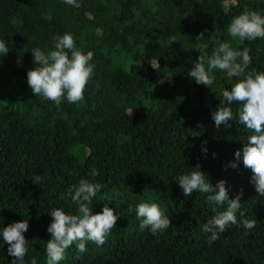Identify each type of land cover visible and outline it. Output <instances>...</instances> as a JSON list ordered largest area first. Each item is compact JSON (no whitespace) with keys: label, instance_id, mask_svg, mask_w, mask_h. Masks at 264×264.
I'll return each instance as SVG.
<instances>
[{"label":"trees","instance_id":"1","mask_svg":"<svg viewBox=\"0 0 264 264\" xmlns=\"http://www.w3.org/2000/svg\"><path fill=\"white\" fill-rule=\"evenodd\" d=\"M222 3L79 0L74 8L63 0H0V39L9 42L0 57V226L29 220L26 264L33 257L46 264L48 211L75 213L77 206L61 196L92 167L103 186L93 213L107 203L120 218L103 246L89 242L79 253L73 245L61 264H264V197L242 159L228 166L250 133L238 121L217 129L211 117L220 90L235 78L217 71L208 89L187 75L199 56L193 46L200 32L210 38L208 55L227 39L235 49L248 47L251 68L264 71V40H232L226 31L243 5L264 15V0H238L230 10ZM65 32L94 52L96 68L82 102L57 106L32 94L26 74L34 67L30 50L49 49L52 37ZM165 76L171 81L161 83ZM197 165L213 185L231 186L230 199L243 192L242 210L256 220L254 229L233 225L209 243L201 226L216 213L205 195L186 197L175 181ZM36 175L42 185L33 183ZM141 200L160 204L171 219L168 230L152 235L140 228L129 207ZM7 247L0 248V264H10Z\"/></svg>","mask_w":264,"mask_h":264},{"label":"clouds","instance_id":"2","mask_svg":"<svg viewBox=\"0 0 264 264\" xmlns=\"http://www.w3.org/2000/svg\"><path fill=\"white\" fill-rule=\"evenodd\" d=\"M237 2L238 0H223L222 6L230 10ZM63 3L74 8L80 6L79 0H63ZM242 7L243 10L238 15L231 17L226 28L227 35L232 40L242 42L264 40V15L247 5ZM209 39L204 32L196 36L198 43L194 44L193 49L199 52V56L192 62L187 75L197 85L208 89L216 84L217 71L235 78L230 88L220 90L222 100L211 112V117L217 129L221 125L231 127L232 121H238L250 133L242 151L234 153L235 162H229L228 166L235 169L242 159L243 166L253 173L250 183L254 185L256 193L264 197V71L251 68L252 57L248 47L235 49L227 39L215 44L211 55H208ZM30 51L34 67L26 75L27 84L35 97H42L57 106L65 101L68 104H79L85 99L86 87L95 75L93 51H85L78 46L71 32L55 34L51 47L47 50L34 47ZM8 52V40L0 39V57L6 56ZM164 79L170 82L172 76L163 77L161 83ZM233 105L237 106L235 112ZM132 112L133 110H129V115ZM207 151L206 147L202 148L205 155ZM212 157L215 159L216 153ZM192 169L194 170L177 176L175 181L186 197H191L193 193L205 195L206 203L216 213L201 226L204 234H210L209 243L215 242L221 233L233 225L242 227L246 233L256 227V220L245 218L240 202L242 191L234 199H230L231 186L225 180H219L213 185L210 178L201 171L200 165ZM99 174V170L92 167L88 178L79 179L61 196V199L70 198L72 204L77 206L75 213L59 207L48 211L52 220L46 229L50 234V239L45 243L46 264H61L73 245L79 253H85L89 242L97 247L106 243L120 214L107 203H104L100 212L93 213V200L103 187L95 180ZM33 183L42 185L43 178L36 175ZM133 210L141 221L140 228L147 229L152 235L163 233L171 226V219L157 202L141 200L134 207H129V212ZM28 229V219L12 222L6 227L4 224L0 226V248L4 249L7 244L10 264H26L28 241L24 233ZM30 264H37V259L31 258Z\"/></svg>","mask_w":264,"mask_h":264}]
</instances>
